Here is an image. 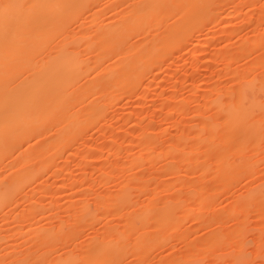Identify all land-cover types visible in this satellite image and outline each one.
Instances as JSON below:
<instances>
[{"label":"rangeland","instance_id":"374dc122","mask_svg":"<svg viewBox=\"0 0 264 264\" xmlns=\"http://www.w3.org/2000/svg\"><path fill=\"white\" fill-rule=\"evenodd\" d=\"M221 1L227 5L205 25L200 38L196 36L163 65L153 68L137 91H120L116 101L108 102L111 112L107 124L90 127L88 137L81 139L77 149L69 150L62 162L60 159V171H47L28 185L29 191L34 187L41 190L40 205L50 209H44V217L38 221L27 220L26 233L19 234L14 228L23 222L18 220V214L30 207L27 199L15 210L16 214H11L12 222L4 225V236L10 233L6 240L14 243L23 264H86L82 256L95 244L93 240L125 231L127 234L117 242L124 250L114 253L112 264H264V124L260 129V150L254 153L253 138L245 152L233 155L237 160H255L253 166L230 176L218 173V147L211 146L208 154V146L195 136L203 122L211 124L219 118L211 111L196 113L209 96L227 98L229 88L239 85L237 74L244 78L253 71L254 76L264 79V64L260 62L264 46L240 53L243 43L249 44L257 34L264 35V0L242 1L240 13H234L232 0L206 3ZM228 14L234 18L228 21L224 18ZM231 54L236 56L231 58ZM216 87L220 94L214 91ZM107 95L112 93L104 96ZM181 101L184 106L177 108ZM139 118L150 121L149 126H141ZM144 130L154 138L149 148L139 138ZM222 132L206 131L207 144L212 140L220 144ZM176 143L184 144L187 150L202 144L199 160H185L180 173L170 165H178L187 154L168 156L166 152ZM135 157L141 159L137 164L131 162ZM15 168L16 165L6 174ZM75 178L78 182H74ZM58 182L64 184L61 190ZM45 187L55 191L42 193ZM84 202L96 216L93 220L82 219ZM166 204H170V219L179 225L150 248L136 251L138 233L148 230L143 240L164 234V226L156 225L154 217L160 216ZM144 211L147 216H142ZM40 225L54 230L51 241L38 240L33 231L27 232ZM61 225L63 231L58 232ZM11 250L9 246L4 253ZM40 251L42 256L37 258Z\"/></svg>","mask_w":264,"mask_h":264},{"label":"bare ground","instance_id":"6f19581e","mask_svg":"<svg viewBox=\"0 0 264 264\" xmlns=\"http://www.w3.org/2000/svg\"><path fill=\"white\" fill-rule=\"evenodd\" d=\"M242 1L250 0H232L234 13L241 10ZM226 5L223 1L210 4L206 0H0V264H23L14 243L6 240L10 233L4 236L11 214H16L24 201L30 200V207L17 213L18 220L23 222L14 228L25 234L27 220L38 221L50 209L46 210L43 202L40 205L41 190L34 187L29 191L28 185L47 171L57 172L60 159L62 162L69 150L77 149L81 139L88 137L90 127L102 128L107 124L109 101H116L120 91H137L153 68L163 65L196 36L200 38L205 25ZM224 18L229 21L234 16L228 14ZM259 46H264L262 34L255 35L249 44L243 43L240 53ZM232 55L235 54L231 58L236 56ZM260 62L264 64V59ZM235 78L239 85L229 88L227 98L212 94L196 112L211 111L219 116L215 123L203 122L195 136L208 146V154L212 152L211 146L218 147L217 170L221 176L247 171L253 166L255 160H237L233 155L245 152L253 138H256L253 150L257 153L264 124V79L254 76L253 71L244 78L239 74ZM216 89L220 94L219 88ZM108 92L112 95L104 96ZM183 104L181 101L177 108ZM145 119L140 125L148 127L150 121ZM218 129L223 130L218 141L221 143L212 140L207 144L206 131L214 134ZM139 138L147 148L154 139L145 130L139 133ZM202 144L189 150L182 143L172 144L166 150L168 156L181 152L187 158L182 157L178 165L170 168L180 173L185 160L198 161ZM140 161L137 157L131 160L133 164ZM15 165V170L6 174ZM74 182L70 181L71 186ZM63 187L59 183L58 189ZM51 188H43L42 193L53 192L55 188ZM261 195L264 196V191ZM102 206L104 215L105 202ZM163 208L154 219L156 225L164 226V234L143 240L148 230L138 233L136 251L150 248V244L179 225L170 219V204ZM81 211L82 219L96 217L91 215L87 202L81 205ZM147 215V211L142 213ZM56 230L62 232L63 226ZM30 231L38 240L51 241L54 237V230L44 225L31 227L27 232ZM127 232L93 240L95 244L85 251L83 260L86 264H112L114 253L124 250L119 249L117 242ZM9 246L12 250L4 253ZM35 256L41 257L42 252Z\"/></svg>","mask_w":264,"mask_h":264}]
</instances>
